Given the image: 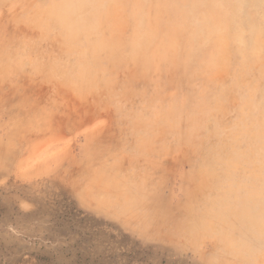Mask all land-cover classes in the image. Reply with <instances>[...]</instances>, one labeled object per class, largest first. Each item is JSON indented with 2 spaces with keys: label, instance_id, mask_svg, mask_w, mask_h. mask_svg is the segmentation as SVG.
<instances>
[{
  "label": "rangeland",
  "instance_id": "obj_1",
  "mask_svg": "<svg viewBox=\"0 0 264 264\" xmlns=\"http://www.w3.org/2000/svg\"><path fill=\"white\" fill-rule=\"evenodd\" d=\"M238 68L228 107L264 111V0H0V264H209L225 194L161 117Z\"/></svg>",
  "mask_w": 264,
  "mask_h": 264
},
{
  "label": "clouds",
  "instance_id": "obj_2",
  "mask_svg": "<svg viewBox=\"0 0 264 264\" xmlns=\"http://www.w3.org/2000/svg\"><path fill=\"white\" fill-rule=\"evenodd\" d=\"M185 43L194 47L195 34H190ZM243 76L244 70L239 68L234 75L217 71L209 78L208 86L185 96L179 115L169 110L161 117L176 137L194 146L198 157L205 161L206 183L225 194L222 233L210 237L215 252L202 249L203 255L210 256L209 264H219L218 253L246 257L257 234L264 239V111L254 114L241 109L236 116L228 107L232 81L242 80ZM176 219L204 229L217 223L208 216V205L195 194L177 210ZM260 251L264 255V247ZM224 264L235 262L226 260ZM240 264L248 262L241 259Z\"/></svg>",
  "mask_w": 264,
  "mask_h": 264
}]
</instances>
